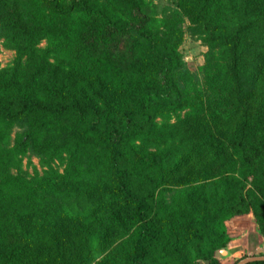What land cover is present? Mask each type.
Listing matches in <instances>:
<instances>
[{
  "label": "trees",
  "instance_id": "1",
  "mask_svg": "<svg viewBox=\"0 0 264 264\" xmlns=\"http://www.w3.org/2000/svg\"><path fill=\"white\" fill-rule=\"evenodd\" d=\"M173 1L0 0V264H236L246 216L264 242V0Z\"/></svg>",
  "mask_w": 264,
  "mask_h": 264
},
{
  "label": "rangeland",
  "instance_id": "2",
  "mask_svg": "<svg viewBox=\"0 0 264 264\" xmlns=\"http://www.w3.org/2000/svg\"><path fill=\"white\" fill-rule=\"evenodd\" d=\"M104 1L107 0H103V2ZM147 2V7L150 9V13L157 16L163 15V11H165L166 8H173L175 6L173 0H147ZM109 3L110 2L108 1V4ZM118 13H122V11H118ZM49 40L50 38L47 35H42L40 39L35 44H33V47L35 48L34 50L38 51L44 48L49 43ZM3 42L4 38H0V68L11 64L16 57V51L14 49L7 48ZM121 44L122 43L119 45L120 48H122ZM207 49L208 48L206 44H203L200 40L190 38L187 32H185L182 42L177 47V51L180 52L183 62L193 72L194 77H196V82L199 84H201L200 82L203 80V74L199 68L204 62L203 56ZM16 130H18L17 127H13L11 129L12 139L16 133ZM12 139L9 141V147H12ZM16 155L17 158L21 157L22 168L28 171L29 174L33 172V168L41 170L38 156L34 154L19 156L18 154ZM11 170L12 172L16 171L14 168ZM232 225L233 228L237 229V237L232 240L234 246L231 247V249L223 251L221 254V258L225 262H230L234 255L239 257L240 255H244L247 252L256 254L260 251L264 253V245H261L262 242L260 241L263 239L259 234L257 235L253 232L256 228V225L251 216H246L242 219H236L232 222Z\"/></svg>",
  "mask_w": 264,
  "mask_h": 264
},
{
  "label": "water",
  "instance_id": "3",
  "mask_svg": "<svg viewBox=\"0 0 264 264\" xmlns=\"http://www.w3.org/2000/svg\"><path fill=\"white\" fill-rule=\"evenodd\" d=\"M253 260H264V255L247 256L240 259L236 264H246Z\"/></svg>",
  "mask_w": 264,
  "mask_h": 264
},
{
  "label": "crops",
  "instance_id": "4",
  "mask_svg": "<svg viewBox=\"0 0 264 264\" xmlns=\"http://www.w3.org/2000/svg\"><path fill=\"white\" fill-rule=\"evenodd\" d=\"M254 232V231H253ZM254 236V235H253ZM261 242H262V244L261 245H264V242H263V240H260ZM234 246V245H233ZM233 246H231V247H233ZM231 247H229V248H227V249H231ZM258 247V246H257ZM226 249V250H227ZM248 254H251V255H255L254 253H246V255H248ZM222 256V255H221ZM233 257H237V255H234ZM230 263V262H229Z\"/></svg>",
  "mask_w": 264,
  "mask_h": 264
},
{
  "label": "clouds",
  "instance_id": "5",
  "mask_svg": "<svg viewBox=\"0 0 264 264\" xmlns=\"http://www.w3.org/2000/svg\"><path fill=\"white\" fill-rule=\"evenodd\" d=\"M255 255H257V253H256ZM255 255H247V256H255ZM263 255H264V254H263ZM247 256H246V257H247Z\"/></svg>",
  "mask_w": 264,
  "mask_h": 264
}]
</instances>
